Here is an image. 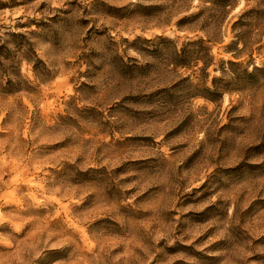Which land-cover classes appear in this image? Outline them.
Wrapping results in <instances>:
<instances>
[{
    "label": "rangeland",
    "instance_id": "rangeland-1",
    "mask_svg": "<svg viewBox=\"0 0 264 264\" xmlns=\"http://www.w3.org/2000/svg\"><path fill=\"white\" fill-rule=\"evenodd\" d=\"M0 264H264V0H0Z\"/></svg>",
    "mask_w": 264,
    "mask_h": 264
}]
</instances>
